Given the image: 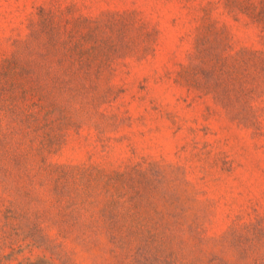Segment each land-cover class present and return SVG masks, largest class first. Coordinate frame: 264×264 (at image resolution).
Wrapping results in <instances>:
<instances>
[{
  "label": "rangeland",
  "instance_id": "rangeland-1",
  "mask_svg": "<svg viewBox=\"0 0 264 264\" xmlns=\"http://www.w3.org/2000/svg\"><path fill=\"white\" fill-rule=\"evenodd\" d=\"M0 264H264V0H0Z\"/></svg>",
  "mask_w": 264,
  "mask_h": 264
}]
</instances>
